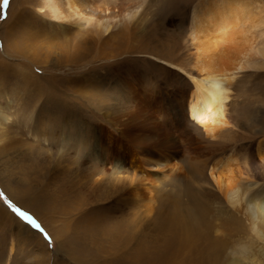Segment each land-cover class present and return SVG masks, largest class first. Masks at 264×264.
Returning a JSON list of instances; mask_svg holds the SVG:
<instances>
[{
	"label": "rangeland",
	"instance_id": "1",
	"mask_svg": "<svg viewBox=\"0 0 264 264\" xmlns=\"http://www.w3.org/2000/svg\"><path fill=\"white\" fill-rule=\"evenodd\" d=\"M215 1L138 0V22L99 44L75 28H51L34 13L36 0H0V103L8 117L0 129V264H171L179 236L189 243L175 264H224L231 256L229 243L239 241L243 219L218 216L207 202L216 198L215 189L198 172L204 167L208 180L210 170L224 176L231 156L239 165L244 160L251 169H264V151L258 153L264 136L257 134V124L264 123V57L258 54L264 47V0H236L246 8L244 19H237L239 46L209 34L210 42L220 44L216 58L247 67L237 69L231 82L228 109L236 127L228 133L211 139L190 120L183 110L190 81L166 64L195 75L205 39L195 36L192 19L198 4ZM39 25L54 39H42ZM242 39L247 42L239 51ZM136 45L138 53L127 55ZM88 50L80 64L68 61ZM253 63L259 67L247 65ZM130 72L120 91L115 79ZM67 78L69 84L59 85ZM136 81L138 90L129 89ZM96 85L106 91L96 93ZM153 86L155 97H148L144 89ZM165 93L177 97L180 117L169 112L173 104ZM199 194L206 196L201 200L208 228L192 225L184 234L179 219L194 209ZM97 213L107 224L95 228L90 215ZM159 214L169 222L161 223ZM171 222L180 228L176 237L167 230ZM103 226L118 232L102 236ZM214 240L221 250L212 256ZM206 242L214 243L207 248Z\"/></svg>",
	"mask_w": 264,
	"mask_h": 264
},
{
	"label": "bare ground",
	"instance_id": "2",
	"mask_svg": "<svg viewBox=\"0 0 264 264\" xmlns=\"http://www.w3.org/2000/svg\"><path fill=\"white\" fill-rule=\"evenodd\" d=\"M138 5H141V2H138V0H36L34 4V13L38 16L46 18L48 20V23H50L49 25L51 26V28L55 26L59 27L62 31H64V26L72 27L75 28L79 33H83L86 35L89 34L93 42L96 40L99 44H107L115 36L118 35V33H113L115 30L116 32L117 30L119 32L120 30H123L121 31L122 33L124 31H127L130 27H132V25L138 22V17L141 15L142 12V6ZM245 13V6L241 4V2H238L236 0H218L213 3H208L206 5H203L202 3L198 4L192 19V25L194 28L195 36L204 34L205 41L203 40L202 42L204 48H201L202 51H198L196 55V60L194 62V68L196 70L195 73H193L195 75L185 72L179 65L166 63L170 67H173L178 71L183 72L184 75L188 77L191 85V92L189 93L186 99L185 108L183 109L182 106V109L187 112V115L189 116L190 120L193 121L198 127L203 129L207 137L210 136L211 139L218 138V134H223L224 132L228 133L229 131H231V128L236 127L235 120L229 113L228 109V100L230 98L229 91L231 88V82L234 80V76L236 74L234 72L237 69L242 70L247 67L243 65L244 63H236L228 66L226 64H223L219 57L216 58L215 55H217L216 53L219 52V50H217L218 46L220 45H218L219 39L226 45L231 46L237 44V46H239L236 40L237 38H242L243 32L236 30L238 26L237 19H244V17L242 16H244ZM213 27L215 28V31L212 30ZM43 31L44 30H42V27L39 25L38 32L40 33L42 39H54L47 38L54 36L52 33L44 35ZM56 31L58 32L57 29H55V33ZM214 32L220 33V36L217 37V41L215 40L213 42H210L211 40L209 38V34H212ZM246 42L247 41L242 39L240 43L242 45V48L239 47L237 49L239 51L243 50ZM215 44H217V48ZM209 48L210 50L212 49L209 52L210 54L208 53ZM262 49L263 50L261 51H257L259 52V56L261 55L264 57V47ZM143 52H145V50H143ZM84 53L75 52L74 54L68 56V61L71 63V65H75V63L78 62L80 64V61L86 60V58L90 55L89 50L86 55ZM136 53H138V45L131 46L127 50V55H132ZM149 55L151 57H156V55L153 54ZM210 55L212 56L210 57ZM218 56L220 55L218 54ZM122 60L127 61L128 58H123ZM88 62L86 61V63ZM247 65L250 66V68L259 67V65L258 67L256 66V63ZM130 74L131 72L126 76L115 79V86H118V89H120V91L122 90L123 92H125L124 89L127 88L126 84L129 80L127 79V77ZM52 78L50 81H52ZM69 80L70 78L59 81V85L61 84L62 86L64 82L68 83ZM97 85L96 93L103 94V92L106 90L104 88L102 89L100 86ZM129 89L138 90V81L131 82ZM144 90L146 92H150V95L148 97H155L156 88L154 86L151 91H148L146 89ZM144 90H140L142 95L146 93ZM70 91H72V94L75 95L76 89L75 91ZM165 95H167V102L173 104L172 106H168L169 112L173 113L175 119L177 117H180V108L175 103L177 97L175 98V95H169L167 93H165ZM128 96L129 95H127V97ZM139 96L140 98H142L140 94ZM113 98L115 99V97ZM120 98L121 97H119L118 99ZM161 101L163 100L161 99ZM7 104L8 103H6V105ZM7 120L8 117L7 115H5V110L3 111L2 104L0 103V129H4ZM252 125H247L249 131ZM3 133L5 132L1 130L0 135ZM257 134L264 136V123L257 124ZM258 150V153L260 151H264V140L262 142L260 141V143L258 144ZM147 153L150 154V151ZM243 161L242 164L239 165L236 162L234 156L226 158L225 162L227 165H229V169L227 170V174L224 176L221 175V173H212V170H210V180H208L203 177V169H205L204 167H202L203 169L199 170L198 175L202 176V179H204L203 181L208 185V188L210 187L212 189H215L214 191L216 192V198H211V200L207 202L210 204V206L212 205V207H215V211L217 212L219 217H225L227 221L228 219H236L237 221L241 219L240 223H242L243 219L244 225L240 229L241 234L238 235H241V237L239 238V241H235V239H233L231 240V243H229L231 244V249L229 250L231 252V256L224 262V264H264V169L263 171H256L254 169H251L247 164H244ZM122 187H119L117 191H119V189H121ZM203 197V195L199 194L195 201H193L195 203L194 209H189V212L186 214V217L190 219L186 217H182L181 219L178 218L181 223V227L184 230V234L188 232L192 225H195L200 228L201 226L199 224H203L205 228H208L207 223L203 220L204 203L202 202L203 200H201ZM175 210L176 211H173L174 214L179 212L178 209ZM79 212H81V210H79ZM168 213L173 214L172 212ZM168 213L164 214L168 215ZM236 215H238L239 217H236ZM90 216L92 217V219H94L93 223L95 224V228H98L99 224H107L103 220V215H100L99 217L97 213L96 216ZM158 216L161 218V223L166 221L169 222L168 219L161 217L160 214ZM90 221L91 220L89 219V222ZM189 222H191L189 227L184 226L188 225ZM110 229H107L103 226L102 230L99 229V234L103 236V234L108 232H118V228L115 226L112 227V230ZM167 230L169 234H171L170 237H176L175 231H178V233L180 232V228L177 223L175 224V222L172 223V225L168 227ZM161 234L164 235L165 233ZM207 239V242H209V237H207ZM177 242L178 245H176V250H178V253L173 256L171 264H175L173 262H181V260H179L177 256L187 250V245L189 243L187 239L180 236L177 238ZM214 242L207 243L206 247L208 248V246H210ZM212 247L215 251V254H212L214 253V251L211 252ZM212 247L211 249L209 247L210 251L208 252L211 253L212 256L216 255L217 250V252L221 250L218 248L217 243ZM135 249H137L136 246ZM189 249L191 250L193 249V247L191 246V248L189 247ZM181 255L182 257L184 256V254ZM210 258L209 262L211 260H214L212 259V257ZM217 259L220 260V257ZM168 262L169 261H167V263ZM182 262H186L185 259L182 260ZM215 262V264H219V262Z\"/></svg>",
	"mask_w": 264,
	"mask_h": 264
},
{
	"label": "snow or ice",
	"instance_id": "3",
	"mask_svg": "<svg viewBox=\"0 0 264 264\" xmlns=\"http://www.w3.org/2000/svg\"><path fill=\"white\" fill-rule=\"evenodd\" d=\"M4 4L6 5L7 4V0H4ZM18 211V210H17ZM19 215H21L24 219L28 220L29 223L32 224L33 227H39L35 221L31 220L30 217H27L24 213H18Z\"/></svg>",
	"mask_w": 264,
	"mask_h": 264
}]
</instances>
